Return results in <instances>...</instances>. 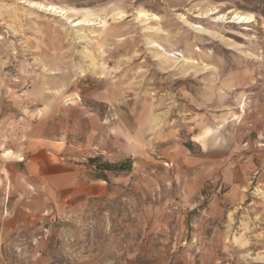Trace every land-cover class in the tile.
Here are the masks:
<instances>
[{
  "label": "rangeland",
  "instance_id": "374dc122",
  "mask_svg": "<svg viewBox=\"0 0 264 264\" xmlns=\"http://www.w3.org/2000/svg\"><path fill=\"white\" fill-rule=\"evenodd\" d=\"M0 264H264V0H0Z\"/></svg>",
  "mask_w": 264,
  "mask_h": 264
},
{
  "label": "trees",
  "instance_id": "16d2710c",
  "mask_svg": "<svg viewBox=\"0 0 264 264\" xmlns=\"http://www.w3.org/2000/svg\"><path fill=\"white\" fill-rule=\"evenodd\" d=\"M91 166L95 168L96 177L98 179L107 180L108 172L122 173L131 171L133 162L130 158L119 162L102 161L100 157H92L89 159Z\"/></svg>",
  "mask_w": 264,
  "mask_h": 264
},
{
  "label": "bare ground",
  "instance_id": "6f19581e",
  "mask_svg": "<svg viewBox=\"0 0 264 264\" xmlns=\"http://www.w3.org/2000/svg\"><path fill=\"white\" fill-rule=\"evenodd\" d=\"M153 17H154L155 19L158 18L157 15H154ZM234 19H236L238 22H245V23L254 21V17H253L252 15L241 14V13H238V12L235 13V15H234ZM82 23H84V22L81 21V20H79V21L75 22L74 25H80V24H82ZM91 23H92V22H91ZM91 23H90V24H91Z\"/></svg>",
  "mask_w": 264,
  "mask_h": 264
}]
</instances>
